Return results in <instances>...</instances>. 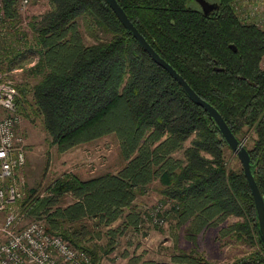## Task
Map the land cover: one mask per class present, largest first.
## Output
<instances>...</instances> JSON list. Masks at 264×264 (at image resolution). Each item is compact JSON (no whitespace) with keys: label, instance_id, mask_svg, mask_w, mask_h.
Listing matches in <instances>:
<instances>
[{"label":"trees","instance_id":"obj_1","mask_svg":"<svg viewBox=\"0 0 264 264\" xmlns=\"http://www.w3.org/2000/svg\"><path fill=\"white\" fill-rule=\"evenodd\" d=\"M1 1L6 30L19 35L12 50L36 57L23 72L33 81L15 83L21 116L39 118L59 151L114 133L127 160L115 173L87 179L63 173L42 195L29 188L23 210L44 218L48 232L100 264L114 247L111 235L118 228L112 224L123 216L138 224L134 201L158 180L162 199L172 201L170 219L190 221L200 231L241 218L230 230L259 248L252 259L264 264L243 168L229 165L231 148L216 123L122 26L106 0H46L48 9L29 18L27 32L18 27L21 0ZM210 1L218 9L205 15L194 0H117L244 142L264 197V28L242 18L236 0ZM67 194L73 200L62 205ZM96 234L107 236L104 245L92 241Z\"/></svg>","mask_w":264,"mask_h":264},{"label":"rangeland","instance_id":"obj_2","mask_svg":"<svg viewBox=\"0 0 264 264\" xmlns=\"http://www.w3.org/2000/svg\"><path fill=\"white\" fill-rule=\"evenodd\" d=\"M234 4L242 18L264 28V0H236ZM48 7L46 0H27L26 3L21 0L18 23L20 30L27 32L29 18L44 12ZM2 18L3 16L0 17V74L14 83H31L33 80L23 75V72L34 63L36 57L15 54L11 46L19 47L16 40L19 35L11 30L8 32V25ZM21 42H24V38ZM262 64L264 65V59ZM20 131L25 140L26 160L17 176L22 196L12 206V210L17 213L18 226L35 220L44 222V218L29 216L20 205L29 188H36L37 194L42 195L46 192V186L63 173H73L80 179H86L104 173H115L127 162L121 154L119 140L114 133L59 151L50 144L39 118L29 121L22 117ZM227 159L231 167H242L232 150H227ZM72 200L67 194L61 204H68ZM167 200L162 199L158 180L149 184L146 193L139 195L134 201L136 206L132 211L141 216L138 224H133L134 218L130 216H123L112 224L119 229L112 235L109 234L114 239V247L102 257L100 264H232L236 261L255 260L252 258L255 257L256 250L260 254L259 248L231 232L230 225L241 221V218L229 217L220 224L195 231L190 221L183 224L179 219L168 217L173 211L170 209L167 212ZM161 204L167 221L160 225L153 222L150 211ZM6 213L0 211V227ZM103 231L104 229L102 234ZM4 239L5 235L0 230V243ZM107 240V236L100 237L96 234L92 241L104 245Z\"/></svg>","mask_w":264,"mask_h":264},{"label":"built area","instance_id":"obj_3","mask_svg":"<svg viewBox=\"0 0 264 264\" xmlns=\"http://www.w3.org/2000/svg\"><path fill=\"white\" fill-rule=\"evenodd\" d=\"M18 95L15 83L0 74V211L7 212L0 227L5 235L0 243V264H91L87 251L73 246L61 235L48 232L41 220L18 226L12 206L22 196L17 176L26 160L25 140L20 131L22 116L16 105ZM171 204L168 199L167 212ZM150 216L156 224L167 221L162 204L151 210ZM246 264L261 263L253 260Z\"/></svg>","mask_w":264,"mask_h":264},{"label":"water","instance_id":"obj_4","mask_svg":"<svg viewBox=\"0 0 264 264\" xmlns=\"http://www.w3.org/2000/svg\"><path fill=\"white\" fill-rule=\"evenodd\" d=\"M202 7L205 15H208L211 10L218 7L215 3H210L207 0H196ZM109 4L110 8L122 24V26L128 31L132 32L133 36L138 40L140 45L148 52V54L152 57V59L161 67L166 69L170 75L178 81V83L183 87L186 94L193 100L194 103L203 107L209 117L216 123L221 135L225 139L226 143L229 145L231 150L237 155L239 158L242 168L244 171V175L248 181L251 193L254 198L255 208H256V216L258 221V230L259 237L262 243H264V197L260 190V187L257 183V180L254 176L252 170V162L250 153L245 146L244 142H242L232 131L228 123L226 122L223 115L220 111L212 105L209 101L200 96L188 83V81L178 72L176 68L173 67L164 57H162L149 43V41L144 37V35L139 31V29L135 26V24L128 18L123 8L117 2V0H106ZM230 47L237 51V47L235 44H230Z\"/></svg>","mask_w":264,"mask_h":264},{"label":"flooded vegetation","instance_id":"obj_5","mask_svg":"<svg viewBox=\"0 0 264 264\" xmlns=\"http://www.w3.org/2000/svg\"><path fill=\"white\" fill-rule=\"evenodd\" d=\"M195 2H196V4L198 5V7L203 11V9H202V7H201V5L196 1V0H194ZM208 2H210V3H215V4H217L216 2H214V1H210V0H207ZM218 5V4H217ZM218 9V7L217 8H215V9H213V10H211V12L208 14V15H210L212 12H214V11H216ZM205 14V13H204Z\"/></svg>","mask_w":264,"mask_h":264},{"label":"crops","instance_id":"obj_6","mask_svg":"<svg viewBox=\"0 0 264 264\" xmlns=\"http://www.w3.org/2000/svg\"><path fill=\"white\" fill-rule=\"evenodd\" d=\"M116 172V171H115ZM79 177V176H78ZM87 179V178H86Z\"/></svg>","mask_w":264,"mask_h":264}]
</instances>
